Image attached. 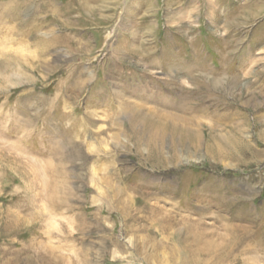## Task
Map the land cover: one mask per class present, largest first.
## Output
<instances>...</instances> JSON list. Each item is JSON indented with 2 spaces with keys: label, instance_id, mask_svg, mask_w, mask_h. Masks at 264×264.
Listing matches in <instances>:
<instances>
[{
  "label": "rangeland",
  "instance_id": "obj_1",
  "mask_svg": "<svg viewBox=\"0 0 264 264\" xmlns=\"http://www.w3.org/2000/svg\"><path fill=\"white\" fill-rule=\"evenodd\" d=\"M191 257L264 264V0H0V264Z\"/></svg>",
  "mask_w": 264,
  "mask_h": 264
},
{
  "label": "bare ground",
  "instance_id": "obj_2",
  "mask_svg": "<svg viewBox=\"0 0 264 264\" xmlns=\"http://www.w3.org/2000/svg\"><path fill=\"white\" fill-rule=\"evenodd\" d=\"M57 7V6H56ZM39 26H42L43 25V22H41V23H39L38 24ZM37 27L38 26H36L35 28L37 29ZM170 129H169V127H164V128H161V132H166V131H169ZM197 138V137H196ZM197 141V140H196ZM152 156L154 157V158H156V160L160 163V164H162V165H164V163H165V160H164V158L162 157V155L160 154V152L157 150V149H154L153 150V154H152ZM196 256V255H195ZM200 258V257H199ZM198 257H191L190 258V260H191V262H189L190 264H208L207 262H209V261H205V260H201V262H200V259H199ZM202 259H204L203 257H202ZM216 259V258H215ZM212 260V259H211ZM188 261V260H187ZM218 262V258L216 259V261L215 262H213L212 263V261L211 262H209V264H216ZM186 264V263H185Z\"/></svg>",
  "mask_w": 264,
  "mask_h": 264
}]
</instances>
